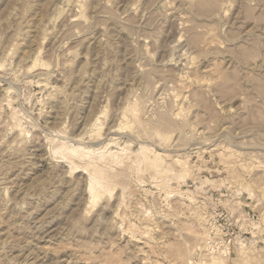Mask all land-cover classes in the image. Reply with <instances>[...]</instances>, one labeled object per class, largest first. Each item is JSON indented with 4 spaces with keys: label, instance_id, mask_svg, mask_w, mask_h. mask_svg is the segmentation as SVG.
<instances>
[{
    "label": "rangeland",
    "instance_id": "rangeland-1",
    "mask_svg": "<svg viewBox=\"0 0 264 264\" xmlns=\"http://www.w3.org/2000/svg\"><path fill=\"white\" fill-rule=\"evenodd\" d=\"M81 1L0 0V264H264V0Z\"/></svg>",
    "mask_w": 264,
    "mask_h": 264
},
{
    "label": "built area",
    "instance_id": "built-area-1",
    "mask_svg": "<svg viewBox=\"0 0 264 264\" xmlns=\"http://www.w3.org/2000/svg\"><path fill=\"white\" fill-rule=\"evenodd\" d=\"M245 214V213H244ZM253 221L254 214H245ZM238 219H229L222 215V212L209 213L206 215L202 232L204 233V241L201 246L196 247L194 260L204 261L213 256L230 257L232 246L235 239L252 240L258 237L252 233V227L245 228L237 224ZM195 262V261H194Z\"/></svg>",
    "mask_w": 264,
    "mask_h": 264
},
{
    "label": "bare ground",
    "instance_id": "bare-ground-1",
    "mask_svg": "<svg viewBox=\"0 0 264 264\" xmlns=\"http://www.w3.org/2000/svg\"><path fill=\"white\" fill-rule=\"evenodd\" d=\"M67 3L68 2H70V4H72V6L73 7H75V8H79V9H81V12L80 13H82V10H83V8H84V6H85V3H83L81 0H65ZM210 1V0H209ZM203 2V1H202ZM211 2V1H210ZM209 3V2H208ZM210 4V3H209ZM212 5H214V4H212ZM205 6V5H204ZM202 7V6H201ZM207 7V6H206ZM215 6H213L212 7V9L214 8ZM216 8V7H215ZM214 8V9H215ZM63 8H61V10H62ZM235 35H237V34H235ZM234 35V36H235ZM257 37V36H256ZM235 39V38H234ZM258 39V38H257ZM192 40L193 41H195V38L193 37L192 38ZM241 46V45H240ZM237 48H238V46H237ZM235 50V49H234ZM228 52H229V50H228ZM231 54H233V53H231ZM233 56V55H232ZM260 80H262L261 82L259 81V83H258V87L264 92V89H263V87H264V79L262 78H260ZM202 97V96H201ZM197 98H198V96H197ZM200 98V97H199ZM201 99V98H200ZM203 99V98H202ZM205 100V99H204ZM204 100H200L201 102L202 101H204ZM205 103H206V101H204ZM203 102V103H204ZM172 122L171 121H168V120H165V119H160L159 120V124H158V126H160V127H157L158 129H160V128H163V129H167V128H169L170 127V125L172 126ZM260 130V129H259ZM260 132H262V131H260ZM28 133V132H27ZM256 134V133H255ZM258 134V133H257ZM163 136L164 137H167V135H164L163 134ZM257 136V135H256ZM260 136H261V139H264V134H260ZM259 137V136H258ZM257 137V138H258ZM264 146V145H263ZM261 149L262 150H264V147H261ZM58 154H63V152H62V150L60 149V150H58ZM249 195H252L251 193L249 194ZM255 224V223H254ZM183 245V244H182ZM187 245V244H186ZM178 252V251H177ZM184 253H186L185 251H184V249L182 248V249H180V251L178 252V255H179V257H182V255L184 254ZM242 255V254H241ZM184 256H185V254H184ZM248 257V256H247ZM247 257H245L244 258V261H248V259L249 258H247ZM228 259V257L226 256V257H220V256H213V257H210L208 260L209 261H207V260H204V261H196V260H194V259H188V261H187V264H225V262H226V260ZM195 261V262H194Z\"/></svg>",
    "mask_w": 264,
    "mask_h": 264
}]
</instances>
